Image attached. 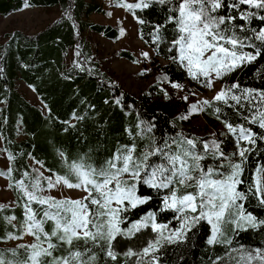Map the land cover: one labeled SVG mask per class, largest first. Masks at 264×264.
Returning <instances> with one entry per match:
<instances>
[{"label": "trees", "instance_id": "16d2710c", "mask_svg": "<svg viewBox=\"0 0 264 264\" xmlns=\"http://www.w3.org/2000/svg\"><path fill=\"white\" fill-rule=\"evenodd\" d=\"M104 1L117 5V0ZM26 2L31 5L28 8H58L60 16L32 36L22 31H12L5 35L6 41L0 45L1 150L7 156L11 154L15 157L11 162L13 179L10 181L2 177L8 185L17 180H24L28 184L42 172L46 174L44 177L66 176L71 182H76L75 177L69 175L68 166L73 163L99 168L126 146L135 144V154L142 156L152 147L163 145L164 141L178 140L180 133L189 137L184 131L186 121L178 119L181 115L175 111L177 102L159 104L150 91L137 97L129 95L106 67L108 60L98 48L94 36L117 42L120 33L117 27L88 20L93 14L108 15L97 0H0V17L24 10ZM178 2L172 0V3L163 5L153 3L149 9L131 11L137 21L139 40L153 52L155 58L167 61L156 71L151 91L157 89L161 81L168 85L182 84L187 78L179 63L172 59L177 56L172 43L177 36L176 24L167 22L169 16L175 15L169 8ZM236 15L235 23L243 24L248 29V35L252 34L253 29L258 31L264 27V22L259 19L246 24L239 20V13ZM137 17L144 23H139ZM157 25L161 26L160 39L154 42L153 32ZM236 32L240 36L246 34L239 28H236ZM255 43L259 44L258 41ZM261 48L262 54L256 61L223 77L224 88L238 83L240 89L234 90L236 95H241L244 89L253 90L254 93L264 91V45ZM243 51L254 52V49L244 48ZM113 56L133 60V55L126 50L116 51ZM18 81L32 90L39 105L30 103L17 91ZM258 103V100L249 103L247 99H241L239 103L230 100L228 104L218 101L211 108L204 107L202 113L208 121L244 126L259 134L264 133V129L246 119L251 118L255 112L254 105ZM216 108L220 109L219 113L215 111ZM149 127L151 131L147 130ZM142 129L144 135L139 134ZM242 146L251 147L246 143ZM172 147L175 150V145ZM197 150L202 152L199 148ZM246 155L247 161L242 166L244 171L240 177L243 183L237 186V190L245 192L247 198L238 203H243L246 213L264 219V206L249 192L250 188L255 187L254 174L258 168L264 167V140H257L255 150ZM224 159L211 158L222 172H228L229 163L220 161ZM209 160L206 156L200 162L205 169L209 168L206 167ZM149 163L167 162L160 156H153ZM9 166L10 161L8 169ZM8 169L0 168V171L7 172ZM26 171L30 174L29 179L23 175ZM9 189L15 206L4 205L3 211H0V254L11 264H24L28 250L22 246L27 245H9L22 239H8V234L21 235L20 223L24 219L23 204L18 194L14 189ZM167 191L137 184V196L151 198L147 203L123 213L126 222L121 224V228L126 230L149 212L156 213L158 223H167L169 227L178 224L180 221L174 218L175 213L160 211ZM193 191L194 188L181 187L178 195ZM33 208L40 209L39 219L41 207L33 204ZM231 213L232 210H229L220 224L223 235L218 237L217 242L208 243L213 233L212 226L202 219L188 232L183 243L166 244L160 249L156 254L159 256L158 264H239L229 257L233 249L264 248V226L238 229L229 222L233 219ZM9 216L16 219L8 223L5 218ZM53 226V222L48 221L44 230L50 233ZM152 235L151 229L146 228L130 238L117 236L112 242L114 251L122 254L129 248L138 250ZM76 244L82 246L83 241L74 242V246ZM64 247L57 249L53 255H65ZM92 251L97 256L95 264H125L123 255H118L117 260L112 261L100 248H93Z\"/></svg>", "mask_w": 264, "mask_h": 264}, {"label": "snow or ice", "instance_id": "6c2138e0", "mask_svg": "<svg viewBox=\"0 0 264 264\" xmlns=\"http://www.w3.org/2000/svg\"><path fill=\"white\" fill-rule=\"evenodd\" d=\"M153 3L170 4L172 0H137L133 4L117 0V6L126 11L149 9ZM30 6L27 2L24 4L25 8ZM169 11L175 15L169 16L167 22L176 24L177 32L172 42L177 50V56L172 57L173 62H178L191 79L201 82L208 89L213 88L215 80L253 63L262 54L264 27L258 31L253 29L252 34L248 35V29L243 24L237 25L235 21L236 13H239V20L246 24L253 19L264 22V0H179ZM108 15L111 16L112 13ZM137 19L139 23H144L139 17ZM160 27L157 25L154 29V42L160 39ZM236 28L246 34L238 35ZM120 34L124 35L123 29ZM244 48H253L254 52H245ZM142 55L147 59L149 54L144 52ZM140 75L144 73L141 72ZM171 87L182 90V86L176 83H172ZM239 89L238 83L222 87L211 101H199L200 106L191 105L188 112L178 119L187 120L191 114L203 111L204 107L211 108L218 101L228 104L230 100L237 103L241 99H247L249 103L258 100L259 103L254 105V114L246 119L249 123H258L259 128L264 129V91L254 93L253 90L244 89L241 95H236L234 90ZM164 96L167 99L168 92L164 91ZM183 99L187 101L188 97ZM215 111L219 113L220 109L216 108ZM224 123L228 132L236 138V152L233 155L240 157L238 162L229 164L228 172H221L218 167L205 170L200 163L206 158V154L217 158L224 156L216 141L204 142L203 151L200 152L197 150L200 141L180 133L178 140L164 141L163 145L152 147L142 156L135 154L136 146L133 144L118 151L99 168L73 163L68 166L69 175L74 176L76 182L59 175L53 180L41 173L28 184L24 180L10 183L8 187L17 192L18 199L23 204L24 219L20 223L21 235L9 233L8 239H21L25 235L34 237V243L22 246L28 250L24 264H95L97 256L92 250L97 247L112 261H116L118 255H123L125 264L129 261L131 264H158L159 256L156 254L160 249L166 244L183 243L188 232L202 219L208 220L212 225L213 233L208 240L209 244L217 242L218 237L223 235L220 224L229 210H232L233 216L229 222L234 223L238 229L264 226V219H258L244 211L243 203L238 201H244L247 196L245 192L237 190V186L243 183L240 177L244 171L242 166L247 161L246 154L255 150L257 140H264V133L258 134L244 126ZM147 130L151 131V127ZM139 134L144 135V130ZM243 143L251 147L242 146ZM153 156H160L167 163L150 164L149 160ZM14 159V156L8 155L9 169L7 172L0 171V177H6L10 181L13 179L11 162ZM23 175L25 179H29L27 171ZM137 184L168 190L160 211L175 213L174 218L180 221L179 227L170 229L167 223L157 222L156 213L149 212L126 230L121 228V224L126 222V217L122 214L147 203L151 198L137 196ZM60 185L80 190L86 195L78 199H57L54 196L40 195ZM254 185L249 192L264 206V167L257 169ZM181 187L194 188L195 191L178 195ZM33 204L42 209L39 219L37 216L40 209L33 208ZM4 207L0 205V211ZM5 219L12 223L16 217L9 216ZM48 221H52L54 225L50 233L44 230ZM146 228H150L154 235L144 246L138 250L129 248L122 254L114 251L112 242L117 236L130 238ZM79 241H83V245L74 246V242ZM63 246H66V254L54 256L53 252ZM256 262L264 264V248H255L242 254L239 264ZM0 264L11 262L0 254Z\"/></svg>", "mask_w": 264, "mask_h": 264}, {"label": "rangeland", "instance_id": "374dc122", "mask_svg": "<svg viewBox=\"0 0 264 264\" xmlns=\"http://www.w3.org/2000/svg\"><path fill=\"white\" fill-rule=\"evenodd\" d=\"M135 1L136 0H125L124 3L133 4ZM97 2L102 8L108 11V13H112V15L93 14L89 16L88 20L105 26L117 27L119 33L121 29L124 30V35L121 36L120 34V38L117 42H112L100 36H94V40H96L98 48L104 52V57L108 60L106 67L114 74L117 78V82L126 93L137 97L142 93H148L150 91L155 97L154 100L159 104L177 102L178 104L174 107L175 111L180 113V115H184L188 112L191 105H198V102L203 100H212L215 94L223 87L222 78L220 80H215L213 88L208 89L204 87L201 82L191 79L185 69L180 66L187 76L186 80L182 84H179L182 86V90L172 88V83L168 85L164 81H161L157 84V89L151 91V87L155 84L156 71L167 64V61L155 58L153 52L145 47L139 40L137 35V21L131 11H126L124 8L104 0H97ZM59 16L60 10L58 8H25L22 11L11 13L7 17H0V45L6 41L5 35L12 31H22L32 36L39 33ZM123 50L130 52L133 55V60L129 61L113 56L114 52ZM144 52L149 54L147 59L142 55ZM141 72H143L144 75H140ZM16 87L17 91L26 100L32 104L39 105L38 99L31 89L19 81L16 83ZM161 89L168 92L169 97L167 99L164 96V91H161ZM185 96L188 97L187 101L183 99ZM184 121H186L184 122L185 133L188 134L190 138L200 141L198 144L200 150L203 151L204 142L216 141L219 145V151L224 153L223 157L225 159L220 160L222 163H235L240 158L238 155H233L236 152V138L228 132L224 124L206 120L202 111L191 114L189 119ZM206 156L210 159L206 167H218L219 171L222 172V169L217 163H212L211 158L214 160L216 157L211 154H206ZM8 165V156L1 150L0 139V168L6 170L8 169ZM42 174L46 175L44 172H42ZM197 174L198 173H194L193 175ZM256 177L257 171L254 174V180ZM52 179L54 180L55 178ZM41 195L54 196L57 199H78L86 195V193L77 189H68L60 185L50 191L42 192ZM0 203L6 206H15V200L8 187L7 181L2 177H0ZM206 221L208 222V220ZM179 225L180 222L169 228H177ZM34 242L35 240L31 236L25 235L21 240L13 241L9 243V245H30ZM250 250L252 249L236 248L232 250L229 257L235 259L239 263L240 256L246 254ZM256 264H258V262H256Z\"/></svg>", "mask_w": 264, "mask_h": 264}]
</instances>
